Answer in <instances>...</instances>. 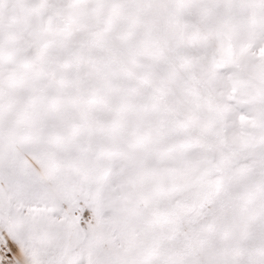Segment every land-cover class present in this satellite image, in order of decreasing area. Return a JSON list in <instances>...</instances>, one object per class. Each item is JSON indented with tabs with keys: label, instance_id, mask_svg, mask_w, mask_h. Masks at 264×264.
<instances>
[{
	"label": "snow or ice",
	"instance_id": "1",
	"mask_svg": "<svg viewBox=\"0 0 264 264\" xmlns=\"http://www.w3.org/2000/svg\"><path fill=\"white\" fill-rule=\"evenodd\" d=\"M0 0V264H264V142L227 131L235 82L173 139L164 81L121 50L153 38L158 0ZM248 50L264 80V0ZM151 25L147 32L137 24ZM240 29L218 23L213 65L237 61ZM170 40L177 54L183 33ZM125 81H135L127 88ZM244 127L264 128L257 119ZM252 163L225 167L201 138Z\"/></svg>",
	"mask_w": 264,
	"mask_h": 264
},
{
	"label": "rangeland",
	"instance_id": "2",
	"mask_svg": "<svg viewBox=\"0 0 264 264\" xmlns=\"http://www.w3.org/2000/svg\"><path fill=\"white\" fill-rule=\"evenodd\" d=\"M200 1V0H198ZM197 0H158L156 4L152 7L155 11V20L156 24L153 28V38L147 40L134 52H129L126 49L121 50V55L128 61L129 66L135 71L138 66H142L143 70L152 74L156 80H162L167 83L172 77L181 76L180 79H186L184 83V92L186 96L190 95L192 101L198 105H201L203 110L198 113H190L191 116H198L203 118L209 112V104L204 99L206 91L204 88L197 83L200 81L205 85L209 86L202 80H199L198 76L195 77L194 74V62L199 61L201 58L202 62H213L214 52L210 50L207 46L201 45L196 37L195 30H198V27L192 23L193 17L198 19H208L209 16L203 10L198 11L203 3H199ZM224 1V0H223ZM220 1V2H223ZM232 7L233 3H229ZM239 8L243 4H238ZM249 6V5H248ZM19 5L15 3V0H8L7 3L3 5V14L6 18L13 17L16 18L21 24H23L22 19L20 18L17 9ZM218 7L217 9H219ZM216 9V10H217ZM252 9V8H251ZM168 14V16L176 19L177 26L183 25L186 28L185 31V46L177 54L176 50L173 48L172 43L166 41V38H159L161 36V27L159 23L160 16ZM192 17V18H191ZM249 19V18H248ZM251 19V17H250ZM188 22H191L188 24ZM251 24V21H250ZM188 25V26H187ZM151 25L146 24H137L136 28H141L144 32H147ZM250 28V27H249ZM253 31L255 29L250 28ZM210 30L216 32L217 27H210ZM177 35L180 34L179 31L176 32ZM255 33V32H253ZM166 41L165 43H161ZM219 43L217 38V44ZM241 45H236L237 51V61L236 63L226 66L225 68L217 71L212 66V73L216 74L217 72H229L231 78H228L230 83L227 80V88H230L232 83L235 82L239 85L243 93L240 103L231 104L234 108L238 109V116H244L245 120L257 119L262 113H264V80H261L258 74L259 65L252 63L250 59H246L241 56L242 50H248L249 42H242ZM249 68V73L246 72L244 76L243 69ZM233 74H239L240 79H233ZM218 75V74H216ZM171 76V77H169ZM220 76V75H219ZM223 76V75H222ZM244 76V78H241ZM124 86L127 88H136L137 85L135 81H125ZM262 87V88H261ZM171 96H167V104L170 113H150L149 120L152 123H157L160 119L169 120V128L173 139H183L184 133L186 130H191V122L187 119L185 111H179L176 107L171 106L170 99ZM229 105L226 109L227 112V131L230 135H239L241 133H246L247 135L254 137L262 142H264V128H253L251 126L244 127L243 122L237 117H232L233 113ZM182 113L180 116L179 113ZM151 116V117H150ZM201 143L205 147H198L195 150V155L197 157L201 155H206L210 158H215L222 160L225 167H235V168H245L251 165L253 157L250 155L247 159L243 158H233L229 151L223 146H214L210 150L207 149V145L211 144L210 138L202 137ZM242 163V165H241Z\"/></svg>",
	"mask_w": 264,
	"mask_h": 264
},
{
	"label": "bare ground",
	"instance_id": "3",
	"mask_svg": "<svg viewBox=\"0 0 264 264\" xmlns=\"http://www.w3.org/2000/svg\"><path fill=\"white\" fill-rule=\"evenodd\" d=\"M220 1L223 0L198 1L199 3H203L202 6L198 9V11L203 10L205 13L208 14L209 18L198 19L197 17H193L192 19V23L198 27V30H195V33L193 32V34L196 35L201 45L207 46L214 53L218 47L217 34L216 32L210 30V27H217L218 23L222 22H227L231 25L237 26L241 31L238 39L235 42L236 45H241L240 43H242L243 41L249 42V38L254 34L253 32H256L250 29H255L250 24V17L252 16V9L250 5L248 6L247 4H243L240 9L238 4L233 5L231 7L228 0H224L223 2ZM218 7L220 8L217 9ZM175 20L176 19H173L172 17L168 16V14L160 16L159 23L161 27V36H159V38L163 37L166 38L167 42H171L170 36L172 34H177V31L185 35L186 28L183 25H181L180 27L177 26V21ZM190 23L191 22H188V24ZM137 30L143 33V30L141 28H137ZM166 41H162L161 43H165ZM193 66L195 68V77L198 76L199 80H202L208 85H210V88L214 89L216 93L226 92L227 80L228 83H230L228 78H231L228 74L229 72L221 71L220 73L217 72L216 74L218 75H216L212 73L213 62H202L201 58L199 61H195ZM246 72L249 73V68L247 67L243 69V74L244 76L249 77L248 75H246ZM244 76H242L241 78H244ZM180 77L181 76H178L177 78L172 77V79H169L166 83L169 89L168 96L172 97L170 99L171 106L180 109L179 111H182L181 109H183V111H185L184 114H186V117L189 116L190 113L199 114L203 110L202 106L194 103L189 93L186 96L183 94V92L185 91L184 83L186 79H180ZM233 79H235L234 81L240 79L239 74H233ZM230 109L233 113L232 117L239 118L238 109L234 108L232 105ZM179 114L180 116L182 115L181 112ZM148 119L150 118L148 117Z\"/></svg>",
	"mask_w": 264,
	"mask_h": 264
}]
</instances>
